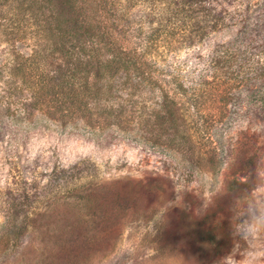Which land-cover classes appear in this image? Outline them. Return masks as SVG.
Listing matches in <instances>:
<instances>
[{
  "label": "trees",
  "instance_id": "obj_1",
  "mask_svg": "<svg viewBox=\"0 0 264 264\" xmlns=\"http://www.w3.org/2000/svg\"><path fill=\"white\" fill-rule=\"evenodd\" d=\"M14 1L32 26L33 49L21 54L9 48L0 56V133L30 110H45L61 126L92 135L112 132L152 148L193 145L189 126L197 124L189 112L199 104L171 96L149 55L160 40L192 45L217 30L227 16L224 0ZM258 40L256 74L264 88V35ZM221 104L224 111L227 103ZM249 174L240 169L244 180L231 183L235 190L252 188ZM159 183H104L85 162L51 168L3 193L4 238L22 263L85 264L84 251L104 254L109 237L115 244L122 218L148 212L162 191ZM209 212L199 224L214 217ZM211 225L197 241L216 250L224 230Z\"/></svg>",
  "mask_w": 264,
  "mask_h": 264
},
{
  "label": "rangeland",
  "instance_id": "obj_2",
  "mask_svg": "<svg viewBox=\"0 0 264 264\" xmlns=\"http://www.w3.org/2000/svg\"><path fill=\"white\" fill-rule=\"evenodd\" d=\"M224 2L227 16L217 30L192 45L162 38L149 55L171 96L199 104L189 112L197 124L189 126L193 145L152 148L112 132L92 135L61 126L45 110H30L0 133V264H28L4 238L3 193L21 179L80 162L93 164L104 183L150 179L162 187L147 213L121 219L104 254L84 251L85 264H264V88L255 51L264 35V0ZM33 35L17 3L0 0V56L9 48L30 54ZM240 169L252 173V188L231 185L244 180ZM208 209L214 232L224 230L216 250L197 241L209 225L199 224Z\"/></svg>",
  "mask_w": 264,
  "mask_h": 264
}]
</instances>
